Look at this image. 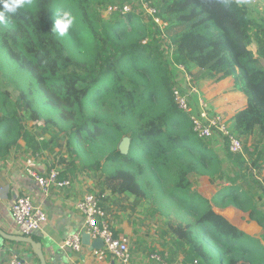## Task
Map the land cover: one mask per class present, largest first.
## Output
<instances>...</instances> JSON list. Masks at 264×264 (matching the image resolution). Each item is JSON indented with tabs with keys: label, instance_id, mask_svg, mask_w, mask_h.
<instances>
[{
	"label": "trees",
	"instance_id": "trees-1",
	"mask_svg": "<svg viewBox=\"0 0 264 264\" xmlns=\"http://www.w3.org/2000/svg\"><path fill=\"white\" fill-rule=\"evenodd\" d=\"M159 2L160 10L151 3L168 31L176 32L171 38L175 66H183L192 77L199 70L200 81L233 78L248 106L233 118L231 131L246 144L255 133L263 139L264 27L236 0ZM93 3L31 0L30 7L0 25V50L32 80L27 89L19 87L14 105L24 104L32 123L42 120L39 108L47 107L58 117L48 123L67 125L72 164L65 166L75 176L78 170L100 174L104 191L111 195L148 200L156 190L165 197V206L175 204L188 220L182 217L170 225L169 234L188 248L191 264H264L263 242L214 212L216 207L251 212L264 227V214L254 198L235 183L211 200L192 191V175L216 183L221 160L210 141L196 136L175 102L169 64L156 39L149 40L148 24L155 23L132 12L99 22L91 11ZM63 11H70L75 20L68 33L59 36L52 26L55 13ZM254 42L258 54L250 49ZM12 105L9 94L0 93V158L9 156L21 140L30 145ZM125 138L130 139L129 153L122 155L119 146ZM42 152L40 148L32 154ZM256 152L254 166L264 170V140ZM257 185L264 194V178Z\"/></svg>",
	"mask_w": 264,
	"mask_h": 264
},
{
	"label": "rangeland",
	"instance_id": "rangeland-1",
	"mask_svg": "<svg viewBox=\"0 0 264 264\" xmlns=\"http://www.w3.org/2000/svg\"><path fill=\"white\" fill-rule=\"evenodd\" d=\"M99 1L94 0L91 9L99 22L119 20L122 15L126 13L124 11L126 7L130 9L129 12L140 16L142 19L148 17L144 4L138 0ZM149 1H151L159 10L161 9L159 0ZM236 1L247 6L252 19L264 27V0ZM110 5H116L118 10L112 13L108 12ZM148 25L150 32L149 40H151V38L156 39V44L163 52L164 60L168 62L173 78H178V75H181L183 78L184 75L175 67V64L172 61L174 53L172 50L171 38L175 36L176 32L168 31L167 23L162 26L163 28L156 26L152 22ZM253 32V34H255L256 29H254ZM144 44L147 45V41L144 42ZM250 49L258 54V46L256 42L252 44ZM261 66H264V52L261 58ZM180 83L181 85L179 86L184 87L182 89H184L185 92H190L187 82L186 85H184V83L182 84V81ZM30 84H32L30 76L27 73L19 72L15 65L8 59L4 51L0 50V93L7 92L9 94L11 101L13 102L11 109H16L19 112V118L24 126V131L29 135L30 145L28 148L30 150L28 149L25 154L28 155L29 153H32V151L42 148L51 155L54 164L58 166L59 164H72V158L69 157L66 148L67 125L59 123L58 127H54L51 123H48L49 121H58V117L47 107L39 108L42 120L40 122L32 123L33 121L30 112L25 108L24 104L18 105L17 103V106L14 105L20 95L19 87L27 89ZM190 84L194 86L193 82ZM194 99L196 102L197 97L193 98V102ZM193 107L196 108L194 105ZM212 112L213 111L211 110V113ZM1 117L0 114V118ZM31 137L33 138V141L30 139ZM263 140L264 138H259L257 133L251 137L247 144L243 139L244 146L242 153L237 155H231L227 150L226 144L222 145L218 141L211 140V149L221 160V168L215 176L216 183L211 184L209 177L192 175L190 179L192 182L193 193H198L204 198L211 199L218 191L226 189L231 184L235 183L248 195L252 193L256 195L262 194L263 191H261L257 183H260L264 178V170L257 169L254 166L253 160L255 154H257V144L262 147ZM14 148L17 149L18 146H15ZM90 174L78 170V175L75 176L73 171H69L68 178L72 180V185L77 183L82 184V189H84L85 192L98 195L102 198L111 226L117 236L123 234L125 228L129 225L133 230L132 234L134 238L136 237V230L143 233L147 243L151 244V247H149L150 250H154L152 246L155 243L165 242L166 244H169L168 239L170 234L166 229L184 216L183 212L180 211L175 204L165 206V197L156 190L151 193V197H149L148 200H139L127 194L120 196L111 195L104 191L101 175L97 174L95 176ZM78 180L80 181L78 182ZM81 193L84 192L82 191ZM261 196H264V194ZM254 200L255 206L258 209L261 210L264 208V203L260 204V201L257 199ZM182 219L185 222L188 220V218L185 217ZM154 230L156 231L155 233L153 232ZM165 249H167V245ZM211 249L213 248L211 247ZM130 252H132L131 248ZM150 254L151 252L148 253V255ZM163 258L165 259V257Z\"/></svg>",
	"mask_w": 264,
	"mask_h": 264
},
{
	"label": "crops",
	"instance_id": "crops-1",
	"mask_svg": "<svg viewBox=\"0 0 264 264\" xmlns=\"http://www.w3.org/2000/svg\"><path fill=\"white\" fill-rule=\"evenodd\" d=\"M198 72L199 70H195L192 78L200 90V96L206 99L213 113L222 115L231 127L233 118L247 108L246 97L242 92L236 90L233 78H227L220 82L200 81L196 78ZM174 81L175 84L177 83L176 86L181 85V81L185 85L184 77L182 78L181 75H178ZM17 146L18 148L12 149L9 156L0 158V229L9 235H20L11 212V206L17 198L27 196L31 198L34 206L40 207L47 214V222L41 225V230L33 234L43 246L47 264H122L109 254L100 260L94 254L95 250L85 246L80 252L62 248V243L67 237L84 230L83 218L77 211L76 205L78 200L87 192L82 189V184L72 185V180L68 178L70 171L68 166L59 165L61 179L68 180L70 186L52 188L49 193L45 194L38 183L28 174V170L45 177L48 171L54 168L52 167L54 163L51 155L46 151L42 152L39 158L33 160L30 167L27 162L33 157V154H25L28 150L27 142L21 140ZM82 191L84 193H81ZM250 195L260 201V204L264 203V196L261 194L252 193ZM260 211L264 214V208ZM214 212L223 216L249 237L260 239L264 244L262 239L264 227L256 222L251 212H244L233 207L224 210L216 207ZM132 231L128 225L125 232L118 235L126 238L129 242V247L132 250L129 264H155L151 259L154 254L165 257L169 264H191L186 259L188 248L179 246L171 235L168 239L169 244L165 242L155 243L152 246L154 250H150L151 244L147 243L143 233L136 230V237L134 238ZM166 231H169V227ZM166 245L167 249H165ZM0 248L2 249L0 264H8L13 257H21L28 264H40L29 245L11 243L0 238ZM149 252H151L150 255H148Z\"/></svg>",
	"mask_w": 264,
	"mask_h": 264
},
{
	"label": "built area",
	"instance_id": "built-area-1",
	"mask_svg": "<svg viewBox=\"0 0 264 264\" xmlns=\"http://www.w3.org/2000/svg\"><path fill=\"white\" fill-rule=\"evenodd\" d=\"M138 1L144 4L148 18H151L155 25L160 28L166 25L158 15L159 11L152 6L150 1ZM117 10L116 5H110L108 8V12L111 13ZM124 11L129 13L130 9L126 7ZM175 67L184 75L185 85L187 82L190 88V92L187 93L181 86H176L173 89L175 102L179 109L191 120L196 136L204 141L213 140L218 141L222 145L226 144V147L232 154L237 155L242 153L244 146L242 139L233 134L229 123L222 115L211 113L210 105L200 96V91L196 87L192 76L185 72L184 67L181 65ZM191 82H193L194 86L190 84ZM194 97H197L195 103L193 102ZM39 157V154L33 155L27 162L28 166L31 167L33 160ZM28 174L38 183L45 194L49 193L52 188H65L70 186L68 180L61 179V172L57 165L45 177H41L30 170H28ZM76 209L83 218L84 230L83 232H77L67 237L62 243V248L69 249L73 252H80L83 248L82 234L88 232L92 239L100 238L104 241V248L94 251L98 259L103 260L109 254L122 264H129L131 261L129 242L126 238L117 236L114 233L102 198L95 194L86 193L78 200ZM11 212L20 235L25 237H31L41 230V225L48 220L46 212L40 207L34 206L31 198L27 196L17 198L11 206ZM1 254L2 249L0 248V256ZM151 259L155 264H169L157 254L152 255ZM8 264H28V262L21 257H13ZM194 264H200V262L195 260Z\"/></svg>",
	"mask_w": 264,
	"mask_h": 264
},
{
	"label": "water",
	"instance_id": "water-1",
	"mask_svg": "<svg viewBox=\"0 0 264 264\" xmlns=\"http://www.w3.org/2000/svg\"><path fill=\"white\" fill-rule=\"evenodd\" d=\"M130 139L125 138L119 146V150L122 155H127L129 153ZM0 238L4 241L11 243H19L29 245L34 253V255L39 260L40 264H47L45 255L43 252V246L40 242L35 241L32 237L25 236H13L6 234L0 229ZM82 245L90 248L91 250H101L104 248V241L100 238L92 239L88 232L82 234Z\"/></svg>",
	"mask_w": 264,
	"mask_h": 264
},
{
	"label": "clouds",
	"instance_id": "clouds-1",
	"mask_svg": "<svg viewBox=\"0 0 264 264\" xmlns=\"http://www.w3.org/2000/svg\"><path fill=\"white\" fill-rule=\"evenodd\" d=\"M31 6V0H0V25L7 24L12 15L18 10ZM52 30L59 36H65L73 26L75 17L70 11L55 13Z\"/></svg>",
	"mask_w": 264,
	"mask_h": 264
}]
</instances>
